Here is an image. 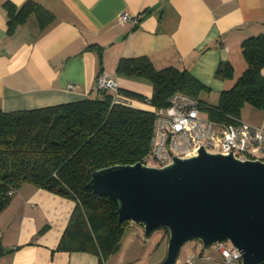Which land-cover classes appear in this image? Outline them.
Instances as JSON below:
<instances>
[{
  "label": "crops",
  "instance_id": "obj_1",
  "mask_svg": "<svg viewBox=\"0 0 264 264\" xmlns=\"http://www.w3.org/2000/svg\"><path fill=\"white\" fill-rule=\"evenodd\" d=\"M27 1L52 20L41 27L33 12L9 35L4 5L18 8ZM123 14L129 19L119 23ZM259 34H264V0H0V109L93 99L96 78L105 75L115 81L122 103L152 112L147 102L130 96L150 98L152 85L116 73L120 59L136 57L148 58L157 69L187 70L203 86L201 104L215 106L245 70L241 42ZM226 62L233 68L231 80L215 76ZM239 120L264 128V111L245 105ZM74 208L65 196L22 184L0 212V264H123L121 251L141 245V230L130 224L119 250L106 258L58 249ZM162 241L167 242L166 233ZM185 254L176 264L191 257L192 264H222L214 249L192 245ZM165 256L164 248L148 264Z\"/></svg>",
  "mask_w": 264,
  "mask_h": 264
},
{
  "label": "trees",
  "instance_id": "obj_2",
  "mask_svg": "<svg viewBox=\"0 0 264 264\" xmlns=\"http://www.w3.org/2000/svg\"><path fill=\"white\" fill-rule=\"evenodd\" d=\"M4 6L9 35L33 12L41 27L53 18L30 1L18 8ZM240 49L245 70L231 88L220 93L215 106L201 104L203 86L187 70L157 69L148 58L136 57L120 59L116 73L147 80L152 85L150 98L130 96L155 109L165 108L169 97L180 92L196 98L209 120L234 123L245 105L264 111V34L244 39ZM215 76L231 80L232 66L220 63ZM112 98V91L104 90L93 99L11 112L0 109V212L10 201L8 190L25 183L73 200L75 208L59 242L60 250L95 251L106 258L119 250L132 224L119 223L117 203L86 187L93 171L141 162L150 146L153 113Z\"/></svg>",
  "mask_w": 264,
  "mask_h": 264
},
{
  "label": "water",
  "instance_id": "obj_3",
  "mask_svg": "<svg viewBox=\"0 0 264 264\" xmlns=\"http://www.w3.org/2000/svg\"><path fill=\"white\" fill-rule=\"evenodd\" d=\"M86 187L117 203L119 223L143 228L145 236L167 232L165 259L176 264L182 247L203 249L221 241L240 253V264L264 262V161L207 152L172 157L163 167L142 162L93 171Z\"/></svg>",
  "mask_w": 264,
  "mask_h": 264
},
{
  "label": "built area",
  "instance_id": "obj_4",
  "mask_svg": "<svg viewBox=\"0 0 264 264\" xmlns=\"http://www.w3.org/2000/svg\"><path fill=\"white\" fill-rule=\"evenodd\" d=\"M128 19V15L123 14L117 21L123 23ZM104 90L112 91L113 102L122 101L115 81L99 75L95 91ZM202 109L196 98L180 92L169 97L165 108H154L150 146L141 162L147 166L163 167L172 161V157L192 156L200 147L207 152L232 155L239 160L264 161V128L241 120L222 123L202 119ZM15 193L16 190L11 188L7 195L11 197ZM212 247L219 253L222 264H240V253L228 242L221 241ZM194 259L191 257L186 264H192Z\"/></svg>",
  "mask_w": 264,
  "mask_h": 264
},
{
  "label": "rangeland",
  "instance_id": "obj_5",
  "mask_svg": "<svg viewBox=\"0 0 264 264\" xmlns=\"http://www.w3.org/2000/svg\"><path fill=\"white\" fill-rule=\"evenodd\" d=\"M200 117L202 119H209L208 117V112L206 109H203V111H200ZM137 226L140 230H141V245L137 248H128L127 249H123L121 251L120 254V258L121 260H123V264H148L149 262H151L158 254L163 252V249L167 247V242L166 241H162L161 244L160 240H161V235L165 233V230L163 229H158L155 230L154 232H152L149 236H145L143 233V228L139 225H135ZM192 245H198L199 247H201L200 242L198 241H191L187 244H185L181 251L179 252V256L183 257L184 255H186V251L189 249V247H191ZM209 252L213 251V247L210 246L204 250H207ZM219 254V253H218Z\"/></svg>",
  "mask_w": 264,
  "mask_h": 264
}]
</instances>
